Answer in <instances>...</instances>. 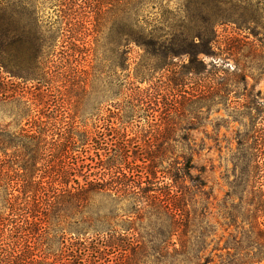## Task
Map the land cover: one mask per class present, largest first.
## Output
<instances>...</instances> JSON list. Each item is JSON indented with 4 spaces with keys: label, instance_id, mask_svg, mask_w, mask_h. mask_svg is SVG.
<instances>
[{
    "label": "trees",
    "instance_id": "trees-1",
    "mask_svg": "<svg viewBox=\"0 0 264 264\" xmlns=\"http://www.w3.org/2000/svg\"><path fill=\"white\" fill-rule=\"evenodd\" d=\"M155 6L162 8V0H55L54 34L46 37L38 24V66L49 54L63 66L82 48L94 60L118 54L114 64L124 69L136 46L142 52L135 77L147 85L128 81L123 92L102 98L92 122L75 109L69 134L58 132L56 167L49 165V127L42 123L30 134L37 139L28 146L24 171L10 176L0 169V264H210L214 256L219 264H264V169L258 161L264 160V134L243 152L248 159L241 174L250 182L241 194H226L222 235L209 217L205 170L193 172L201 148L190 134H177L179 95L188 82L219 85L228 73L247 85V74L237 66L231 72L217 64L207 69L202 55L215 54V18L187 21V5L170 21L165 8L150 11ZM92 18L98 29L87 33L84 25ZM20 26L18 14L5 29L8 46L0 40L4 69L22 43ZM185 57L188 62L181 61ZM57 103L62 121L67 116ZM6 148L1 128L0 151ZM235 195L240 202L228 199ZM232 226L235 232L228 231Z\"/></svg>",
    "mask_w": 264,
    "mask_h": 264
},
{
    "label": "rangeland",
    "instance_id": "rangeland-1",
    "mask_svg": "<svg viewBox=\"0 0 264 264\" xmlns=\"http://www.w3.org/2000/svg\"><path fill=\"white\" fill-rule=\"evenodd\" d=\"M54 3L55 0H0V40L8 46L10 38L5 29L9 19L18 18V14L23 38L18 49L13 48L16 56L6 59L8 67L0 66V129L5 130L7 145L5 153L0 151V169L7 170L10 176L24 171L22 162L31 156L28 146L32 149L30 144L37 139L30 134H37L42 123L49 127L46 136L50 143L49 165L56 167L54 153L58 145L56 141L60 139L58 132L69 134L71 126L68 121L75 109L82 119L88 118V122H92L94 119L90 117L95 116L92 110L102 98L123 92L128 81H135L142 87L147 85L135 77L139 53L142 52L136 46L132 47L124 69L114 64L120 59L118 54L107 53L94 60L92 56L85 55L82 48L77 59L72 57L63 66L57 65L55 54H49L44 58L46 64L38 66L35 61L37 26L42 25L46 37L54 34L52 23L57 19L53 14ZM187 5L190 17L187 14L188 17L183 19L215 18L218 22L215 54L202 55L207 69L217 64L231 72L237 66L247 74V85L225 73L224 81L219 85L192 80L179 95L181 106L176 118L179 123L177 134H190L201 148L195 156L197 169L193 172L205 170L202 177L211 193L209 217L218 225V234L222 235L226 226L220 211L226 194H241L245 182H250L241 174L240 167L248 159L243 152L248 151L249 146L259 144L264 134V0H162V8L159 9L168 10L169 20L176 21L178 18L174 15L179 12L178 8L185 10ZM159 9L155 6L150 11ZM96 25L92 18L84 26L87 33H94L98 29ZM56 50L59 51L58 48ZM181 61L188 62V59L185 57ZM59 71H65L63 76L58 74ZM57 100L61 101L63 113L67 116L62 121L57 120L61 113ZM112 101L115 100L108 102ZM188 118H192L194 128H189L191 122ZM79 125L80 128L84 126L82 123ZM178 144L172 142L174 146ZM258 161L264 169V160ZM55 171L53 168L52 176L56 175ZM255 179L258 180L257 177ZM13 193L23 194L22 190ZM3 195L0 190V200ZM228 199L240 202L238 195ZM229 230L235 232V227ZM210 264H219V258L214 256Z\"/></svg>",
    "mask_w": 264,
    "mask_h": 264
}]
</instances>
